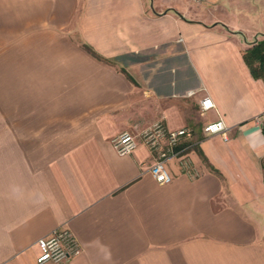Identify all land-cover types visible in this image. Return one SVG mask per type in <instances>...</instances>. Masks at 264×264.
<instances>
[{"label":"crops","instance_id":"0c3cea01","mask_svg":"<svg viewBox=\"0 0 264 264\" xmlns=\"http://www.w3.org/2000/svg\"><path fill=\"white\" fill-rule=\"evenodd\" d=\"M261 37L264 0H0V264H37L58 227L63 264H264ZM219 117L227 139L203 131ZM157 121L191 130L166 183Z\"/></svg>","mask_w":264,"mask_h":264},{"label":"built area","instance_id":"2783aa9c","mask_svg":"<svg viewBox=\"0 0 264 264\" xmlns=\"http://www.w3.org/2000/svg\"><path fill=\"white\" fill-rule=\"evenodd\" d=\"M199 1V0H198ZM202 111L215 106V102L209 95L203 96L200 101ZM228 126L219 117L204 124L203 131L206 134L219 133L224 139L228 138ZM190 128L184 126L176 129H166L161 121L153 123L141 132L142 141L152 150L156 151L155 160L149 165L148 171L159 183H166L172 179V174L167 168V159L175 155L176 149L182 137L190 136ZM138 136L131 131H122L111 139L114 149L119 154L130 153L138 143ZM39 253L36 256L37 264L51 262L63 264L76 256L80 247L75 235L67 227H58L50 234L40 236L36 240Z\"/></svg>","mask_w":264,"mask_h":264},{"label":"trees","instance_id":"16d2710c","mask_svg":"<svg viewBox=\"0 0 264 264\" xmlns=\"http://www.w3.org/2000/svg\"><path fill=\"white\" fill-rule=\"evenodd\" d=\"M242 55L244 61L250 69L251 74L254 77L262 78L264 81V37L255 39L247 48L243 50ZM261 129L264 134V112L262 113ZM262 166L264 168V156Z\"/></svg>","mask_w":264,"mask_h":264}]
</instances>
